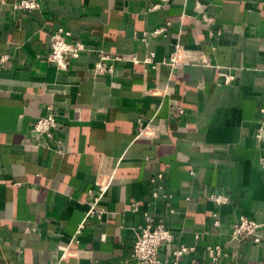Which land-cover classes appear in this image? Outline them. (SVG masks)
<instances>
[{"label":"crops","instance_id":"0c3cea01","mask_svg":"<svg viewBox=\"0 0 264 264\" xmlns=\"http://www.w3.org/2000/svg\"><path fill=\"white\" fill-rule=\"evenodd\" d=\"M16 1L0 0V264H137L146 212L173 233L167 264H212L216 244L221 264H264V243L232 236L242 214L264 222V0ZM60 27L84 45L65 69ZM176 43L208 61L172 65ZM100 51L112 70L95 72ZM49 105L52 136L33 131ZM150 119L168 132L139 136ZM104 158V213L87 216Z\"/></svg>","mask_w":264,"mask_h":264},{"label":"built area","instance_id":"2783aa9c","mask_svg":"<svg viewBox=\"0 0 264 264\" xmlns=\"http://www.w3.org/2000/svg\"><path fill=\"white\" fill-rule=\"evenodd\" d=\"M168 1V0H163ZM40 0H18L13 4L15 9L33 11L40 7ZM208 21L213 22L215 18H206ZM165 26L157 27L151 34L164 33ZM221 33L220 31H218ZM69 33V31L67 32ZM84 45L79 42L69 41L65 38L64 29L59 28L52 34V50L49 54V59L55 61L61 68H67L69 57H78L82 51ZM152 57V54L149 58ZM120 58V57H116ZM134 60H138L135 55L132 56ZM112 59L111 55L105 51H100L98 59L95 64V72H104L113 69V64H110ZM208 61L206 54L202 50L186 48L180 43H176L174 49L171 52L169 61L172 65L190 61ZM110 62V63H109ZM225 75L227 82H230L234 75L222 71ZM176 113H182L185 111L184 106L181 103L177 105ZM57 126L56 111L53 105L48 106L47 114L39 117L34 124L33 131L36 133H46L49 136L53 135V128ZM168 132V128L164 119L158 121L148 120L140 121L139 123V136L145 137H157L161 134ZM115 174V168H110L106 158L102 160L101 167L96 176V188L90 189V198L88 200L89 209L87 210V216H96L102 218L104 208L99 206V201L104 195ZM158 176H162L159 173ZM217 203L225 202L228 200V196L225 194L212 193L209 195ZM145 222L140 225L137 232L136 239L134 241L131 259L137 264H167V259L161 257L160 247L164 243H170L173 240V233L168 225L161 219L158 220L152 214L145 213ZM218 223V220H217ZM84 223H81L78 232L82 230ZM232 236L236 239L243 240L247 237L260 244L264 243V222L258 221L248 215L242 214L238 221L233 225ZM190 247L182 244L173 250V254L178 260L180 256L188 252ZM209 257L212 264H221L223 257L222 246L216 244L209 249ZM184 264H201L200 261H191Z\"/></svg>","mask_w":264,"mask_h":264}]
</instances>
